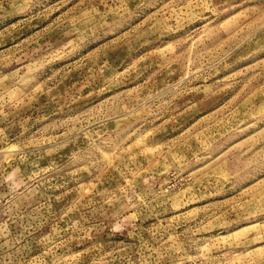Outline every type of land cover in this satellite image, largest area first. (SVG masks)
<instances>
[{"label":"rangeland","instance_id":"rangeland-1","mask_svg":"<svg viewBox=\"0 0 264 264\" xmlns=\"http://www.w3.org/2000/svg\"><path fill=\"white\" fill-rule=\"evenodd\" d=\"M0 264H264V0H0Z\"/></svg>","mask_w":264,"mask_h":264}]
</instances>
